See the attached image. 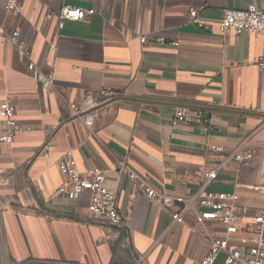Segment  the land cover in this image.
<instances>
[{
    "label": "crops",
    "instance_id": "crops-1",
    "mask_svg": "<svg viewBox=\"0 0 264 264\" xmlns=\"http://www.w3.org/2000/svg\"><path fill=\"white\" fill-rule=\"evenodd\" d=\"M20 4V14H9L5 0L0 3L6 27L0 37V105L13 102L21 127L12 144H0V260L90 264L108 258L122 231L88 212V193L79 200L56 195L65 180L59 163L71 154L82 172L107 171L106 184L117 191L128 241L141 261L200 264L208 245L188 226L173 223L118 170L125 163L160 192L190 195L205 171L224 164L209 190L237 192L251 207L264 205V197L247 188L264 183V68L258 64L264 37L223 34L214 22L201 28L190 18L196 9L216 21L228 8H262L264 0ZM66 6L95 14L59 27ZM14 30L32 60L54 73L53 91H44L29 74L27 59L9 40ZM71 105L95 115L93 129L73 115ZM177 106L187 107L191 118L173 126ZM187 222L194 224L193 215Z\"/></svg>",
    "mask_w": 264,
    "mask_h": 264
},
{
    "label": "built area",
    "instance_id": "built-area-1",
    "mask_svg": "<svg viewBox=\"0 0 264 264\" xmlns=\"http://www.w3.org/2000/svg\"><path fill=\"white\" fill-rule=\"evenodd\" d=\"M2 0H0L1 3ZM5 9L9 14H20V0H5ZM95 14L94 9L84 10L66 6L59 14V27L63 21L82 22ZM191 23L205 28L208 22H214L221 33H231L239 36L242 33H256L264 37V7L252 5L247 8H228L220 20H207L200 16L199 11H190ZM6 33V27L0 21V37ZM11 44L17 46L25 59L27 70L31 77L41 84L46 92L56 88L53 72L44 71L32 60L31 52L26 48L18 30L12 31L9 38ZM141 42L147 41L146 36L140 37ZM259 66L264 68V59H260ZM73 115L80 116L85 125L93 129L95 115L84 111L79 105H71ZM190 110L184 106H177L172 118L173 126L189 122ZM21 127L16 118V108L11 100L0 105V144H12L17 138ZM222 152L221 147L216 148ZM253 153H249L251 156ZM238 161L246 163L244 155H237ZM223 165L204 172V180L194 194H170L160 192L147 182L137 170L123 163L119 166V173L126 175L135 187L155 205L167 211L173 223L188 226L199 242L208 245V253L200 264H216L223 257L222 264H264V205L251 207L247 205L237 192L218 193L209 190L222 171ZM59 169L65 178L57 189L56 195L68 200H79L88 193V212L101 223L108 224L122 231L126 228V219L118 206L117 191L110 189L107 182V171L94 168L80 171L77 162L71 154L59 163ZM256 195L264 197V183H257L247 187ZM193 215L194 224L187 222V215ZM211 222L215 226L209 227ZM5 264L7 259H4Z\"/></svg>",
    "mask_w": 264,
    "mask_h": 264
},
{
    "label": "rangeland",
    "instance_id": "rangeland-1",
    "mask_svg": "<svg viewBox=\"0 0 264 264\" xmlns=\"http://www.w3.org/2000/svg\"><path fill=\"white\" fill-rule=\"evenodd\" d=\"M211 227V226H209ZM106 260L96 261L90 264H145L141 261L137 255L133 252V249L128 241V235L126 232H121L120 238L113 240ZM45 264H76L66 261H49ZM216 264H222L220 259Z\"/></svg>",
    "mask_w": 264,
    "mask_h": 264
},
{
    "label": "water",
    "instance_id": "water-1",
    "mask_svg": "<svg viewBox=\"0 0 264 264\" xmlns=\"http://www.w3.org/2000/svg\"><path fill=\"white\" fill-rule=\"evenodd\" d=\"M1 264H5L3 257L0 260Z\"/></svg>",
    "mask_w": 264,
    "mask_h": 264
},
{
    "label": "trees",
    "instance_id": "trees-1",
    "mask_svg": "<svg viewBox=\"0 0 264 264\" xmlns=\"http://www.w3.org/2000/svg\"><path fill=\"white\" fill-rule=\"evenodd\" d=\"M122 232L124 233V232H125V230L123 229V230H122Z\"/></svg>",
    "mask_w": 264,
    "mask_h": 264
}]
</instances>
